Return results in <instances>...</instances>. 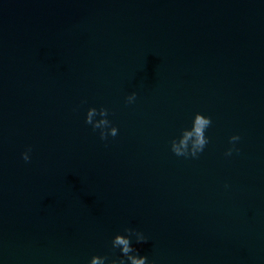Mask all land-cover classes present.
Listing matches in <instances>:
<instances>
[{
  "label": "water",
  "instance_id": "water-1",
  "mask_svg": "<svg viewBox=\"0 0 264 264\" xmlns=\"http://www.w3.org/2000/svg\"><path fill=\"white\" fill-rule=\"evenodd\" d=\"M125 227L152 264H264V0H0V264L118 257Z\"/></svg>",
  "mask_w": 264,
  "mask_h": 264
},
{
  "label": "clouds",
  "instance_id": "clouds-1",
  "mask_svg": "<svg viewBox=\"0 0 264 264\" xmlns=\"http://www.w3.org/2000/svg\"><path fill=\"white\" fill-rule=\"evenodd\" d=\"M136 96V92L133 91L126 96L125 103H134ZM108 116L109 109L101 105L99 108L88 107L84 118L85 124L91 125L93 132L98 130L99 138L102 141L118 134V128ZM97 117L99 118L97 119ZM211 122V118L208 115L199 111L194 112L190 126L179 129L178 135L171 139L170 151L176 156L197 158L209 143V137L205 133ZM239 140L240 136L238 134L229 137V147L225 150V156H231L233 151L239 152V148L236 146V142ZM30 153V146L21 153L25 162L30 160ZM132 236H135L137 243L147 240L144 232L125 227L122 233L117 232L111 239V249H119L120 255L114 258H109L108 255H92L88 264H152L148 257L136 254V249L133 248L130 242Z\"/></svg>",
  "mask_w": 264,
  "mask_h": 264
}]
</instances>
